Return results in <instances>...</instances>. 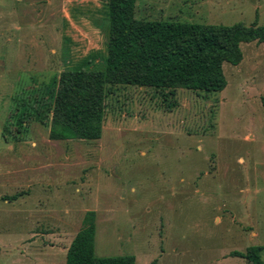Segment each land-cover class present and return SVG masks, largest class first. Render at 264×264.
<instances>
[{
    "label": "rangeland",
    "instance_id": "1",
    "mask_svg": "<svg viewBox=\"0 0 264 264\" xmlns=\"http://www.w3.org/2000/svg\"><path fill=\"white\" fill-rule=\"evenodd\" d=\"M105 3L0 0V264H64L88 211L97 257L249 264L232 253L261 246L264 261V42L223 65L219 93L113 87L99 140L33 121L62 71L106 57ZM134 16L264 26V0H138Z\"/></svg>",
    "mask_w": 264,
    "mask_h": 264
},
{
    "label": "trees",
    "instance_id": "2",
    "mask_svg": "<svg viewBox=\"0 0 264 264\" xmlns=\"http://www.w3.org/2000/svg\"><path fill=\"white\" fill-rule=\"evenodd\" d=\"M137 1L106 0V57L98 69L69 68L60 73L52 103H47L43 117L40 113L33 120L48 119L51 140H99L105 101L113 87L154 89L162 92L164 101L178 89L219 93L227 85L223 65L242 61V45L264 42V26L256 22L223 26L138 20ZM27 110L26 106L21 110V127L33 116ZM95 232V212L88 211L68 247L65 264H135L133 255L95 256ZM262 251L261 246H250L232 256L264 264Z\"/></svg>",
    "mask_w": 264,
    "mask_h": 264
},
{
    "label": "crops",
    "instance_id": "3",
    "mask_svg": "<svg viewBox=\"0 0 264 264\" xmlns=\"http://www.w3.org/2000/svg\"><path fill=\"white\" fill-rule=\"evenodd\" d=\"M44 256V255H43ZM66 258V257H65ZM45 259V258H44ZM46 259H48V258H46ZM136 261V260H135ZM264 262V261H263ZM45 264H48V263H45ZM64 264H65V261H64ZM135 264H136V262H135Z\"/></svg>",
    "mask_w": 264,
    "mask_h": 264
}]
</instances>
